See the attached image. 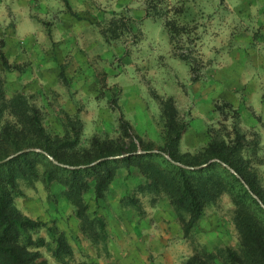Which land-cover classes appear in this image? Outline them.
I'll return each mask as SVG.
<instances>
[{
  "label": "rangeland",
  "instance_id": "rangeland-1",
  "mask_svg": "<svg viewBox=\"0 0 264 264\" xmlns=\"http://www.w3.org/2000/svg\"><path fill=\"white\" fill-rule=\"evenodd\" d=\"M0 52L9 63L0 56L5 97L23 100L21 113L40 111L61 160L31 146L21 150L35 152L30 161L12 167L14 186L6 169L0 174L11 205L40 222L31 235L48 263L129 264L141 260L138 248L154 259L168 246L170 264L201 248L214 264H230L227 251L239 250L240 234L228 188L207 199L186 232L168 195L150 191L137 162L122 158L161 149L170 121L184 126L178 152L186 157L213 139L235 144L238 124L239 153L264 189V0H0ZM13 111L0 117L5 146L4 126L24 127L26 117ZM7 148L0 163L20 153ZM108 149L115 169L101 194L104 169L84 172L80 194L73 192L64 168L95 165L102 158L69 163ZM212 161L220 160L201 165ZM144 164L149 172L168 167L157 155ZM212 173L225 174L219 166ZM50 228L68 244L61 259Z\"/></svg>",
  "mask_w": 264,
  "mask_h": 264
},
{
  "label": "trees",
  "instance_id": "trees-1",
  "mask_svg": "<svg viewBox=\"0 0 264 264\" xmlns=\"http://www.w3.org/2000/svg\"><path fill=\"white\" fill-rule=\"evenodd\" d=\"M0 56L4 65H9L3 52H0ZM2 84L0 76V117L8 106L14 109L12 112L14 117L21 115L26 117L21 120L23 128H18L16 124H8L2 131L6 133L5 140L9 139L14 152L20 151L15 157L0 163V174L4 173V169L8 171L6 172L9 176L7 181L11 187L14 186L13 165L21 161H30L28 156L35 153L21 151L22 149L37 146L58 160L60 157L57 150L51 146V138L41 122L40 111L36 107H30L21 113L24 101L21 99L16 101L17 98L7 99ZM123 123L129 126L128 122ZM28 126L31 127V133L34 136L25 130ZM168 126L165 145L161 149L152 152L146 147L145 152L132 153L122 159L128 163L131 160L137 162L139 169L147 177L146 187L150 191L164 192L168 195L186 232L203 215L207 199L214 198L228 188L235 203L234 220L240 234V243L238 251L228 249L226 259L230 261V264H264V205L261 204V202L264 204V189L256 172L250 169L239 153V145L236 143L244 138L240 126L237 124L234 127L235 144H226L223 139H213L200 154L192 157L183 156L178 152V141L184 126L177 125L175 121H170ZM10 146L0 144V159L10 154L7 148ZM162 152L167 153L170 159ZM114 154L108 149L94 158L69 163L71 165L88 164L102 158L97 164L85 168H64L70 177L69 188L76 194H80L82 177L89 172L97 170L100 172L104 169V174H99L96 185L97 193L101 194L102 185L107 183L114 174L115 167L112 162L115 159L107 158ZM153 155L163 158V162L168 165L167 169L155 166L153 172H149L146 168L149 165L144 164V161L146 157ZM212 158H218L220 161L201 165ZM222 163L229 165L234 172ZM215 166L221 167L227 176L212 173ZM55 168L62 169L60 166ZM78 209L82 212L81 208ZM39 223L23 215L11 205L10 191L0 180V264H51L41 256V252L37 249L39 243L31 235V231L35 230ZM49 230L57 245L53 253L61 259L62 253L68 251V244L61 234L56 236L54 229ZM213 258L214 254L206 248L195 249L184 264H214Z\"/></svg>",
  "mask_w": 264,
  "mask_h": 264
},
{
  "label": "crops",
  "instance_id": "crops-1",
  "mask_svg": "<svg viewBox=\"0 0 264 264\" xmlns=\"http://www.w3.org/2000/svg\"><path fill=\"white\" fill-rule=\"evenodd\" d=\"M154 214L157 215L158 213L156 214V212H154ZM155 218H156L157 222H159L160 218H158V216H156ZM142 245L145 248L146 242H143ZM138 249H139L138 250V257H140L141 260L140 261L139 260H137V261L130 260L129 264H132V263L133 264H170V263L174 262V260H171L174 257V255H171L172 251L170 250V248L168 246H166V249L164 251H162L164 253V255H156V257L159 256L157 258L155 257L156 259L155 258L154 259L144 258V256H145L144 251L141 250L140 248H138ZM153 253L157 254V250H156V252L154 251ZM149 254H150V252H149ZM144 260H147V262L144 263Z\"/></svg>",
  "mask_w": 264,
  "mask_h": 264
}]
</instances>
